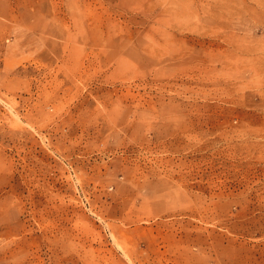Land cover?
<instances>
[{
    "label": "rangeland",
    "instance_id": "obj_1",
    "mask_svg": "<svg viewBox=\"0 0 264 264\" xmlns=\"http://www.w3.org/2000/svg\"><path fill=\"white\" fill-rule=\"evenodd\" d=\"M0 264H264V0H0Z\"/></svg>",
    "mask_w": 264,
    "mask_h": 264
}]
</instances>
